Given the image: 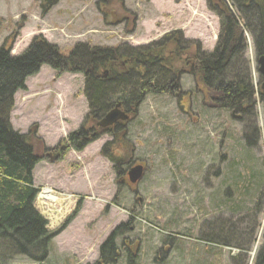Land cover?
<instances>
[{"label":"rangeland","instance_id":"374dc122","mask_svg":"<svg viewBox=\"0 0 264 264\" xmlns=\"http://www.w3.org/2000/svg\"><path fill=\"white\" fill-rule=\"evenodd\" d=\"M50 3L0 0V47L17 56L42 37L68 55L78 43L137 48L177 31L189 44L172 61L182 71L176 95L147 97L128 124L130 157L147 165L130 189L101 154L110 136L91 137L85 145L80 139L81 147L71 146L63 158L56 154L55 147L82 126L89 111L82 74L58 75L44 66L16 94L13 128L27 134L37 126L31 142L42 161L33 173L40 189L35 204L48 229L57 231L81 205L53 238L43 264L94 263L100 246L127 222L134 225L125 238L133 242L138 264H255L264 244V100L251 33L244 31L243 59L255 106L243 118L234 111L241 116L234 119L212 107L193 62L199 48L212 53L218 43L220 21L207 0H58L46 10ZM93 126L88 123L87 130ZM45 189L76 203H49L42 199ZM7 264L38 263L16 256ZM118 264H126L125 257Z\"/></svg>","mask_w":264,"mask_h":264},{"label":"trees","instance_id":"16d2710c","mask_svg":"<svg viewBox=\"0 0 264 264\" xmlns=\"http://www.w3.org/2000/svg\"><path fill=\"white\" fill-rule=\"evenodd\" d=\"M44 1L51 2L48 10L58 0ZM207 6L220 21L218 43L212 53L199 48L192 61L199 66L200 82L211 95L212 107L230 113L235 111L243 118L252 114L256 94L246 63L244 66L243 55L247 47L244 31L253 36L257 55H263L264 0H207ZM180 34L177 31L137 48L78 43L68 55L42 37H35L18 56L12 55L8 48L0 47V264H7L16 256L38 264L45 263L53 238L65 230L81 209L79 205L57 231L48 229L47 219L35 204L40 190L35 187L33 172L42 161L31 142L37 135V126L27 134L13 128L11 116L16 94L25 91L27 80L44 66H49L58 75L82 74L89 111L80 129L69 134L67 140L74 146L80 139H84V145L88 144L92 140L87 139L90 132L87 124L100 123L118 104L126 115L136 117L139 106L147 97L176 95L182 71L175 68L172 61L177 52L182 48L187 50L189 44L182 37L177 38ZM259 96L264 100L260 91ZM125 126L109 131L107 134L112 141L101 150L102 156L112 163L117 177L124 183L127 182L125 168L129 170L135 162L130 157L134 149ZM98 136L100 134L93 140ZM114 145L126 151L122 158L113 153L117 148L110 150ZM67 151L63 152L62 158ZM125 185L130 189L127 183ZM133 226L132 222L117 226L100 246L99 258L92 264H118L124 257L126 264H138V254L131 248L133 242L131 238H125ZM220 232L219 236L223 237V230ZM165 242L171 245V238ZM221 242L228 246L227 242ZM255 264H264V249Z\"/></svg>","mask_w":264,"mask_h":264},{"label":"water","instance_id":"95a60500","mask_svg":"<svg viewBox=\"0 0 264 264\" xmlns=\"http://www.w3.org/2000/svg\"><path fill=\"white\" fill-rule=\"evenodd\" d=\"M257 63L259 66L258 68L259 73L263 78L260 92L261 95L264 96V54L258 57ZM231 114L234 119L241 118V116H236L234 111ZM128 120H129V116L126 115L125 112L121 109V104H118L116 108L110 111L104 117V119L97 125L100 126L101 128H109L110 126H114L118 122H126ZM78 147H81V143L79 144ZM145 172H146V166H144V164H136L133 167H131L127 172L129 184L131 186L137 185L143 179Z\"/></svg>","mask_w":264,"mask_h":264},{"label":"flooded vegetation","instance_id":"af4514ba","mask_svg":"<svg viewBox=\"0 0 264 264\" xmlns=\"http://www.w3.org/2000/svg\"><path fill=\"white\" fill-rule=\"evenodd\" d=\"M197 68H199V66H196ZM200 85V84H199ZM203 85V84H202ZM204 86V85H203ZM199 91H200V89H198ZM135 117H134V115H130V119L132 120V119H134ZM130 120V121H131ZM130 121H127V123H126V126L124 125V122H118L117 124H115L114 126H110L109 128H100V126H97V124L98 123H96V124H93L94 126L92 127V128H90L89 129V131L90 132H88L87 133V139L89 138V140L91 139V137H96L98 134H101V132H105V134H102V135H106V136H109L107 133V131H111V130H114V129H116V127L117 126H125V127H127V124L130 122ZM93 123V122H92ZM95 130H94V129ZM97 134V135H96ZM101 136V135H100ZM92 138V139H93ZM63 142V143H62ZM79 141H77V147L79 146ZM71 146H74V145H72V143L71 142H69V140H67V139H65V141H60V143H59V146H56L54 149L56 150V154L57 155H59L60 157L62 156V154H63V152H65V151H69L70 150V148H71ZM76 147V146H75ZM115 151H117V152H120V151H124V152H126L124 149H122V148H117ZM136 162V161H135ZM132 163L131 164V166L133 167L134 165H136V164H138V163ZM131 168V167H130ZM126 183L129 185V181H128V177H127V174H126ZM130 187V186H129ZM132 189V188H131ZM264 249V244H263V246L257 251V258H256V261L258 262V260H259V258H260V256H261V253H262V250Z\"/></svg>","mask_w":264,"mask_h":264},{"label":"bare ground","instance_id":"6f19581e","mask_svg":"<svg viewBox=\"0 0 264 264\" xmlns=\"http://www.w3.org/2000/svg\"><path fill=\"white\" fill-rule=\"evenodd\" d=\"M49 194H50V190L46 191V193H45L44 195H45L48 199H51V198H52V200H54L53 197H51V198L49 197V196H50ZM45 196H44V197H45Z\"/></svg>","mask_w":264,"mask_h":264}]
</instances>
